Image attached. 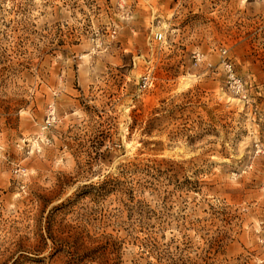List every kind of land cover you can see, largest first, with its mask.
Here are the masks:
<instances>
[{
  "label": "rangeland",
  "instance_id": "rangeland-1",
  "mask_svg": "<svg viewBox=\"0 0 264 264\" xmlns=\"http://www.w3.org/2000/svg\"><path fill=\"white\" fill-rule=\"evenodd\" d=\"M0 264H264V0H0Z\"/></svg>",
  "mask_w": 264,
  "mask_h": 264
},
{
  "label": "built area",
  "instance_id": "built-area-1",
  "mask_svg": "<svg viewBox=\"0 0 264 264\" xmlns=\"http://www.w3.org/2000/svg\"><path fill=\"white\" fill-rule=\"evenodd\" d=\"M160 37H161V35H160V34H158V35H155V39H156V40H159V39H160Z\"/></svg>",
  "mask_w": 264,
  "mask_h": 264
}]
</instances>
